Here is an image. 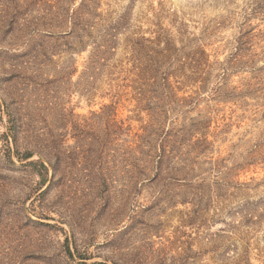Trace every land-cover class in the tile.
<instances>
[{
    "label": "rangeland",
    "instance_id": "374dc122",
    "mask_svg": "<svg viewBox=\"0 0 264 264\" xmlns=\"http://www.w3.org/2000/svg\"><path fill=\"white\" fill-rule=\"evenodd\" d=\"M264 264V0H0V264Z\"/></svg>",
    "mask_w": 264,
    "mask_h": 264
},
{
    "label": "trees",
    "instance_id": "16d2710c",
    "mask_svg": "<svg viewBox=\"0 0 264 264\" xmlns=\"http://www.w3.org/2000/svg\"><path fill=\"white\" fill-rule=\"evenodd\" d=\"M99 264H104V263H99Z\"/></svg>",
    "mask_w": 264,
    "mask_h": 264
}]
</instances>
